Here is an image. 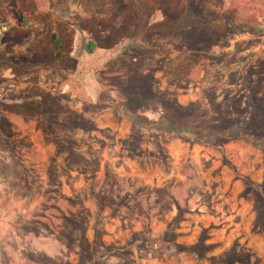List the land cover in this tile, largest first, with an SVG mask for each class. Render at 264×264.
Returning a JSON list of instances; mask_svg holds the SVG:
<instances>
[{
	"label": "rangeland",
	"instance_id": "rangeland-1",
	"mask_svg": "<svg viewBox=\"0 0 264 264\" xmlns=\"http://www.w3.org/2000/svg\"><path fill=\"white\" fill-rule=\"evenodd\" d=\"M204 9L223 15L217 26L224 36L220 45L209 48L208 52L230 54L235 42L251 41L252 45L247 47L245 43L240 49L247 48L255 52L258 60H264V0H0V264H60L62 250L68 251L69 264L78 263L75 253L65 247V242L46 233L44 226L38 225V234L25 235L18 231L30 220L58 231L64 217L74 214L77 207L61 199L59 194H79L84 200L90 215L89 238L102 201L101 216L108 218L104 226L107 244L122 245L132 229H138L140 222H147V219L154 225L153 218L165 210L176 193L174 181L169 182L170 172L175 169L169 147L174 149L178 143L184 146L188 142L165 133L157 138L162 149L155 148L150 140L141 146L139 153L128 156L119 150L116 141L97 142L92 135L70 129L67 135L80 144L81 150H97L101 166L107 162L115 170L123 168L131 175L122 177L131 180L135 186L130 189L125 183L104 188L102 168L93 181L77 172L65 176L61 172L62 159L58 157L61 185L60 193H57L47 175L55 149L45 141L37 125L42 119L51 121L48 104L37 102L43 93L50 91L64 94L70 106L79 109L92 93L93 84H90L94 80L89 79V71L95 70L101 60L124 55L126 60L117 62V65L114 63V68L125 72L128 59L137 60L143 53V38L160 31L171 18L184 15L190 20L192 14ZM232 15L235 19L230 18ZM248 18L249 22L243 24ZM52 36L58 41L59 51L51 41ZM132 41L136 47L122 53L121 48ZM177 54L175 50H169L162 55L174 58ZM188 69H180L183 73L177 71L182 78L178 86L168 85L162 73H156L157 82L153 89L174 90L183 105L195 101L198 88L187 79L190 75ZM77 70L85 72L84 79L78 80L81 74L76 73ZM221 77L229 81L226 72ZM258 77L264 78V68L250 74L243 67L235 75V87L239 88L242 82L243 89H251ZM140 85L141 81H135L137 90ZM263 96L264 89H257L255 97L262 100ZM254 103V98H249L242 107L245 105V109L252 111ZM5 111L10 113L3 115ZM230 142L223 145V150L213 146V140L205 146L228 153L223 175L241 183L246 179L253 183L262 181L264 151L242 140ZM181 150L187 149L183 147ZM183 162L184 159L178 162L176 167L179 169L175 173L196 187L213 184L217 176H222L220 169L214 168L212 163L184 167ZM145 180L150 182V187L136 191ZM164 183L166 187L161 188L160 184ZM153 184L157 189H150ZM100 188L104 190L98 193ZM193 194L195 197V188ZM120 200L123 207L115 211L113 208ZM107 262L119 264L121 260L112 257Z\"/></svg>",
	"mask_w": 264,
	"mask_h": 264
},
{
	"label": "trees",
	"instance_id": "trees-1",
	"mask_svg": "<svg viewBox=\"0 0 264 264\" xmlns=\"http://www.w3.org/2000/svg\"><path fill=\"white\" fill-rule=\"evenodd\" d=\"M222 17V14L205 9L200 13L192 14L190 20L184 15H178L164 24L160 31L149 35V38H143V53L137 60L128 59L125 72L123 70H121L123 73L118 72L114 68V63L117 65V62L126 60L124 55L106 63L99 73L100 78L108 81L114 89V94L101 92L95 107L100 111L109 107L130 121V133L121 142L123 153L128 156L137 154L141 146L150 140L155 148L162 149L157 138L165 133L174 134L191 145L208 146V141L213 140L215 141L213 146L223 150V145L227 142L242 140L264 151V98L261 100L255 97L257 89H264V78L258 77L257 83L251 89H243L242 82L239 83V88L235 87L237 85L235 75L239 70L246 67L248 73L256 74L259 68H264V60H258L255 52H250L247 48L240 49L242 44L246 43L247 47L252 45L251 41L235 42L233 50L226 55L207 51L209 48L218 47L224 36L217 26ZM230 18L235 19L234 15ZM249 20L250 18L243 24H247ZM51 41L59 51L60 46L55 36L51 37ZM132 43L133 41L130 44L127 43L122 53L133 50L136 45ZM141 43L142 40L138 45ZM169 50H175L178 53L177 56L167 58V55H162ZM244 51L247 53L241 56L240 54ZM185 68H189L190 72L187 79L198 88V98L195 101L183 105L178 101L174 90L153 89L157 82L156 73H162L168 85L178 86L182 78L177 71L183 73ZM109 69L112 70L111 76L107 74ZM180 69L183 70L180 71ZM224 72L227 73L228 82L222 80L221 74ZM172 73L174 78L171 77ZM115 76L117 79L114 78ZM137 79L141 81L138 90L135 88ZM65 97L64 94L47 92L43 93L40 101L37 102L48 104L47 113L51 121L42 119L37 125L45 141L55 149V157L48 166L47 175L50 185L55 186L57 193H60L61 181L56 158L62 159L63 175L69 176V173L77 172L89 177L92 181L101 164L97 150L94 152H90L89 149L81 150L80 144L67 135L70 129H82L89 132L94 128V123L75 112ZM249 98L255 100L252 111L245 109V105L242 107ZM8 113L10 111H5L3 115ZM103 182L104 188L106 186L113 188L115 185L121 186L125 183L130 189L135 186L131 180L120 177L107 162L104 163ZM243 183L245 186L243 196L251 197L256 207L264 214V179L259 184L249 179L244 180ZM104 188H100L98 193ZM137 190L140 189L137 188ZM59 197L77 207L74 214L64 217L62 227L60 226L58 231L34 220L26 222L18 231L25 235L38 234V225L44 226L46 233L65 242V247L75 253L78 258L77 264H107V260L112 257L120 259L122 264H132L134 263L133 250L136 251L138 258H147L161 257L164 250H169L171 247L180 249L175 242L176 233L174 232L178 217H174L156 238H152L151 230L146 225L139 231L131 232L122 245H108L103 241L107 218L101 216L104 209L102 201L99 203L97 217L93 224L92 237L89 238L87 226L90 215L89 210L84 206V200L79 194L71 196L59 194ZM121 201L113 208L115 211L123 207ZM35 216L38 214L35 213ZM157 243L159 247H156ZM202 245L203 240L200 239L196 247L192 249H201ZM62 251L60 264H69L66 255L68 251ZM236 257H238L237 254L230 252L222 261L224 264H232Z\"/></svg>",
	"mask_w": 264,
	"mask_h": 264
},
{
	"label": "crops",
	"instance_id": "crops-1",
	"mask_svg": "<svg viewBox=\"0 0 264 264\" xmlns=\"http://www.w3.org/2000/svg\"><path fill=\"white\" fill-rule=\"evenodd\" d=\"M125 46L126 44L121 50ZM108 57L101 60L102 63L97 64L95 70L91 69L89 71L88 77L94 82L90 84L93 85L91 86L92 93L87 96L88 101L81 104L79 109L77 108L78 110L70 104L69 106L75 112L82 114L86 120L94 123V128L89 132L82 129L77 130L85 135H92L91 137L99 142L116 141L118 142L117 147L119 146L121 151V142L129 135L131 130L130 121L124 115L114 112L109 107L101 111L95 107L100 99L101 92L114 94V89L111 86L109 87L108 81L101 79L99 74L106 63L112 61V58L109 59ZM78 62L81 63L80 60ZM76 73L81 74L78 76V80L85 78L84 71L77 70ZM107 74L111 76L112 70L109 69ZM104 99L107 100V97L104 96ZM183 145L178 143V149H173L172 146L169 147L170 159L176 169H172L169 175V179H171L169 182L173 180V187H176V189L174 188L176 193L173 194L172 192L174 196L171 198L170 203L164 211L161 210L158 215L153 216L152 223L155 222L154 225H151L150 220L147 219V222H140L141 225L138 229H132L133 231H139L149 224L152 238H156L174 217H178V224L174 232L176 233L175 242L180 249L177 250L171 247L169 250H164L161 257L147 258H138L135 254L136 251L133 250L134 263L132 264H224L222 259L230 252L238 255L232 264H264V214L262 210L256 207L251 197L243 196L242 193L245 187L243 183L238 180L233 181L231 176L223 175L224 162L228 153L205 148V146L199 144L184 143ZM183 147L187 150L182 151L181 148ZM183 159L182 165L184 167L193 164L200 167V165H203L202 163H212L214 168L220 169L222 176H217L214 183L210 185L196 187V185L189 184L185 177L175 173L179 169L176 165L178 162H182ZM108 164L114 169L110 163ZM101 168L104 172V164L100 165ZM116 170L120 177L131 175L125 172L123 168ZM256 182L259 184L261 181ZM149 183L145 180L142 183L143 185L139 184L137 188L150 187ZM166 185V183L160 184V187L163 188ZM156 187L153 184L150 189L155 190ZM173 187L171 191H173ZM193 188H195V197L194 194L192 195ZM147 217L149 218V214H147ZM157 226L158 229L155 230ZM200 239L203 240V247L192 249L196 247ZM156 247H159V243ZM107 264L111 263L107 262ZM119 264L122 263L119 262Z\"/></svg>",
	"mask_w": 264,
	"mask_h": 264
},
{
	"label": "flooded vegetation",
	"instance_id": "flooded-vegetation-1",
	"mask_svg": "<svg viewBox=\"0 0 264 264\" xmlns=\"http://www.w3.org/2000/svg\"><path fill=\"white\" fill-rule=\"evenodd\" d=\"M100 165H101V164H100ZM99 171H100V168H99L98 172H99ZM98 172H97V174H98ZM97 174H96V175H97ZM103 174H104V173H103ZM107 219H108V218H107ZM106 221H107V220H106ZM104 229H105V228H104ZM105 233H106V232H105ZM103 238H104V237H103Z\"/></svg>",
	"mask_w": 264,
	"mask_h": 264
}]
</instances>
